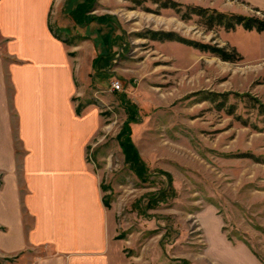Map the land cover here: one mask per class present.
<instances>
[{
	"label": "rangeland",
	"instance_id": "374dc122",
	"mask_svg": "<svg viewBox=\"0 0 264 264\" xmlns=\"http://www.w3.org/2000/svg\"><path fill=\"white\" fill-rule=\"evenodd\" d=\"M80 4L89 10L79 24L93 16L104 23L100 39H69L62 31L71 30L69 16ZM186 7L234 12L200 0L54 1V35L73 57L79 49L70 46L85 40L96 54L91 62V50L82 48L78 62L88 74L78 104L94 105L101 118L87 157L133 264H215L207 236L218 230L264 264V32L208 29L196 15L183 19ZM91 27L76 32L89 36ZM150 32L235 50L240 59L224 62L175 39L152 40ZM9 40L0 39V54ZM115 80L121 90L110 91ZM125 125L138 158L120 146Z\"/></svg>",
	"mask_w": 264,
	"mask_h": 264
},
{
	"label": "crops",
	"instance_id": "0c3cea01",
	"mask_svg": "<svg viewBox=\"0 0 264 264\" xmlns=\"http://www.w3.org/2000/svg\"><path fill=\"white\" fill-rule=\"evenodd\" d=\"M54 1L0 0V39H10L0 54V264H133L87 157L101 118L94 105L76 111L88 76L78 64L82 48L91 50V62L96 54L85 40L70 46L79 49L73 57L54 35ZM200 1L245 16L249 9L264 13V0ZM72 13L71 30L62 28L69 39H100L104 23L79 24ZM90 22L94 33L76 32ZM213 235L207 236L211 263L262 264L220 230Z\"/></svg>",
	"mask_w": 264,
	"mask_h": 264
},
{
	"label": "trees",
	"instance_id": "16d2710c",
	"mask_svg": "<svg viewBox=\"0 0 264 264\" xmlns=\"http://www.w3.org/2000/svg\"><path fill=\"white\" fill-rule=\"evenodd\" d=\"M170 5V3H169ZM180 8L181 6L176 4V3H171V8ZM89 10V6L85 5V4H80L77 6L76 10L73 14V17L75 18V20L78 22V16L79 14H85L86 12H88ZM188 14H193L198 16L201 21L203 22V24L208 28V29H212L213 27H220L225 29L226 31H231L234 30V28L236 26H241L245 31H256L258 33L264 32V13L262 14L263 17L259 18L256 16H245V15H240V14H225L222 12H218L214 9H206V8H200V7H186L185 8V12L183 14V19L188 16ZM89 19H86V21H88ZM90 20H96L95 18H90ZM162 35V36H160ZM149 38H151L152 40H172L175 39L176 41L183 43L185 45H188L190 47H193L201 52H206V53H210L211 55L219 58L220 60L224 61V62H228V63H235L236 61H238L240 58L239 56L237 57V53L235 50H233V53H227L223 48H218L215 46H210L207 44H202V43H198V42H194V41H190L187 39H182L180 37H174L173 34L171 33H156V32H150ZM223 100L221 101L222 103L220 104H224V97H222ZM213 102H215V100L212 99ZM81 105H79L76 109V111L79 113L81 110ZM133 107L130 105H126V109H132ZM258 111L260 115L264 116V105L259 104L258 106ZM133 122V121H130ZM126 125L124 127V133L122 132L120 134L121 136H126V142L125 143H120V146L122 148V151L127 153V148L131 149V151H133V153L136 155L137 157V153L135 151V149L133 148V145L130 141V131H128V129H126ZM127 146V147H125ZM153 200V199H152ZM106 204V203H105Z\"/></svg>",
	"mask_w": 264,
	"mask_h": 264
},
{
	"label": "built area",
	"instance_id": "2783aa9c",
	"mask_svg": "<svg viewBox=\"0 0 264 264\" xmlns=\"http://www.w3.org/2000/svg\"><path fill=\"white\" fill-rule=\"evenodd\" d=\"M119 90H121L120 82L117 80L112 81V83L110 84V91H119Z\"/></svg>",
	"mask_w": 264,
	"mask_h": 264
}]
</instances>
